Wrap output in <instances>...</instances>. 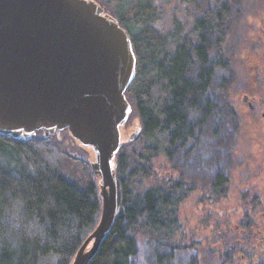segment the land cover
<instances>
[{
  "label": "trees",
  "instance_id": "16d2710c",
  "mask_svg": "<svg viewBox=\"0 0 264 264\" xmlns=\"http://www.w3.org/2000/svg\"><path fill=\"white\" fill-rule=\"evenodd\" d=\"M93 1L130 38L135 77L125 97L140 131L116 155L118 212L88 264H136L142 251L149 264H174L183 252L185 264H233L244 250L247 264H264V251L254 248L251 218L241 224L245 235L214 234L204 248L180 236L178 207L190 190L181 178H158L152 170L155 159L187 143L195 120L203 124L218 119L220 110L233 113L223 98L232 76L215 78L217 67L227 69L229 60L218 50L213 62L206 52L209 35H216L217 48L223 42L233 0H211L214 8L195 20L190 33H183L178 21L166 33L154 27L158 0ZM61 146L56 136L39 133L29 140L0 136V264H69L97 224L100 199L89 164L77 155L64 156L60 163L70 169L64 174L57 157ZM138 178L147 182L142 190L135 187ZM227 181L217 175L206 185L209 196L200 200L225 194ZM214 243L220 247L212 248Z\"/></svg>",
  "mask_w": 264,
  "mask_h": 264
},
{
  "label": "water",
  "instance_id": "95a60500",
  "mask_svg": "<svg viewBox=\"0 0 264 264\" xmlns=\"http://www.w3.org/2000/svg\"><path fill=\"white\" fill-rule=\"evenodd\" d=\"M134 77L129 36L93 0H0V136L66 131L94 156L99 218L69 264L90 262L117 215L115 160Z\"/></svg>",
  "mask_w": 264,
  "mask_h": 264
},
{
  "label": "rangeland",
  "instance_id": "374dc122",
  "mask_svg": "<svg viewBox=\"0 0 264 264\" xmlns=\"http://www.w3.org/2000/svg\"><path fill=\"white\" fill-rule=\"evenodd\" d=\"M156 6L160 17L153 25L160 33L172 31L174 21L181 24L183 33H190L195 20L214 8L211 0H158ZM232 6L234 9L229 12L223 26V42L217 48L216 35H209L206 52L213 62H217L218 50L229 60L227 69L217 67L215 78L228 77V73L232 76L223 98L233 107V113L220 110L218 119L203 124H199L195 117L196 124L194 122L190 139L183 148L167 157L155 159L152 170L158 178H166L169 172L170 177H181L187 186L200 184L196 188L198 190L188 192L178 207L180 236L194 239L196 247L201 242L204 248L205 240L212 239L214 234L241 237L237 226L251 218L255 224L253 230L257 233L254 235V248L258 245L259 250L264 251V120L261 117L264 110V72L260 75L253 73L251 67L255 64L249 60L264 58V0H233ZM243 93L254 94L247 97L253 98V111L248 110L246 101L242 99L246 97ZM139 131L138 118L131 111L121 128L126 146L136 141ZM56 137L62 145L57 157L64 174L69 175L70 170L60 163L64 156L77 155L87 163L93 160L91 150L74 143L66 131ZM185 151L188 152L186 160L190 168L181 174L179 165ZM194 164L200 165V171L193 169ZM217 175L228 178L226 193L212 201H201L202 197L209 196L206 185ZM136 182L137 189L142 190L147 185L143 179L140 184ZM227 230L229 233L226 235ZM216 247H220L219 243L213 244L212 248ZM240 252L237 253L240 260L236 259L233 264L248 263V253L245 250ZM185 254L177 253L179 258L174 264H185ZM251 257L257 259V256ZM149 260V254L142 251L136 264H149Z\"/></svg>",
  "mask_w": 264,
  "mask_h": 264
},
{
  "label": "flooded vegetation",
  "instance_id": "af4514ba",
  "mask_svg": "<svg viewBox=\"0 0 264 264\" xmlns=\"http://www.w3.org/2000/svg\"><path fill=\"white\" fill-rule=\"evenodd\" d=\"M249 60H251V61H254L253 63L255 64L253 67H251V69H253L252 70V72L253 73H257L258 75H260V73L261 72H264V58L263 57H256V58H252V59H249ZM263 63V64H262ZM258 90V89H257ZM243 95L245 96L246 95V97H244V98H242L244 101H246V105H247V108H248V110H250V111H253L254 109H255V107H254V104H253V98H252V100H251V98L249 97V99L247 98L248 96H251L252 94H249V93H243ZM252 96H254V94L252 95ZM253 104V105H252ZM264 120V119H263ZM37 133H39V134H42L41 132H37ZM55 137V136H54ZM46 138H49V137H46ZM75 142V141H74ZM76 143V142H75ZM183 148V147H182ZM186 152V151H185ZM182 153L181 154V164L179 165L180 166V169H179V172L181 173V174H183V171L185 170H188V167H189V162L187 163V160H186V158H187V155H188V152H186V153ZM85 153V152H84ZM200 165L198 164H194L193 165V169L195 170V171H200ZM190 168V167H189ZM170 174H169V172L166 174V180H168L169 178H170V176H169ZM179 178H181V177H179ZM182 180V179H181ZM182 182H183V180H182ZM184 183V182H183ZM185 185V184H184ZM194 184L192 183V184H190V185H185L186 187H188V190H190V191H196V190H198V189H196V188H198V187H200V184H198V185H194ZM243 222H241V223H239V226H237V227H240L239 228V230H240V235L241 236H243V235H245V231H244V229L241 227V224H242Z\"/></svg>",
  "mask_w": 264,
  "mask_h": 264
},
{
  "label": "clouds",
  "instance_id": "9594fccd",
  "mask_svg": "<svg viewBox=\"0 0 264 264\" xmlns=\"http://www.w3.org/2000/svg\"><path fill=\"white\" fill-rule=\"evenodd\" d=\"M13 215H15L16 209L15 207L12 209Z\"/></svg>",
  "mask_w": 264,
  "mask_h": 264
}]
</instances>
